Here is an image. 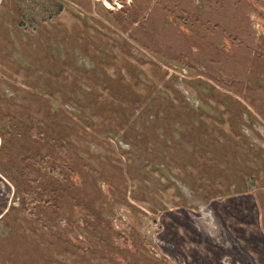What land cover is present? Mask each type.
<instances>
[{
	"label": "rangeland",
	"instance_id": "obj_1",
	"mask_svg": "<svg viewBox=\"0 0 264 264\" xmlns=\"http://www.w3.org/2000/svg\"><path fill=\"white\" fill-rule=\"evenodd\" d=\"M0 264H264V0H0Z\"/></svg>",
	"mask_w": 264,
	"mask_h": 264
},
{
	"label": "bare ground",
	"instance_id": "obj_2",
	"mask_svg": "<svg viewBox=\"0 0 264 264\" xmlns=\"http://www.w3.org/2000/svg\"><path fill=\"white\" fill-rule=\"evenodd\" d=\"M104 3H105V5H106V6H109V3H108L107 1H106V2H104ZM110 7H111V6H110Z\"/></svg>",
	"mask_w": 264,
	"mask_h": 264
}]
</instances>
